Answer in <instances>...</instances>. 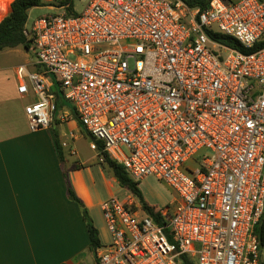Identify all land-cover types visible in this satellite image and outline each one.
Listing matches in <instances>:
<instances>
[{"label": "built area", "instance_id": "built-area-1", "mask_svg": "<svg viewBox=\"0 0 264 264\" xmlns=\"http://www.w3.org/2000/svg\"><path fill=\"white\" fill-rule=\"evenodd\" d=\"M36 70H17L30 130L55 120L56 90L91 149L140 183L155 176L179 198L149 213L130 198L101 204L111 235L97 264H264V0H92L27 27ZM72 119L70 115L61 120ZM74 131L62 148L75 141ZM126 148L127 151H124ZM76 151L71 150V155Z\"/></svg>", "mask_w": 264, "mask_h": 264}, {"label": "crops", "instance_id": "crops-1", "mask_svg": "<svg viewBox=\"0 0 264 264\" xmlns=\"http://www.w3.org/2000/svg\"><path fill=\"white\" fill-rule=\"evenodd\" d=\"M12 1L0 0V6H9L2 19ZM2 52L7 53L0 63V264H87L88 257L97 264L82 209L68 197L65 149L62 161L54 136L61 144L66 127L80 128L72 119L61 120L74 112L63 107L49 129L32 132L25 107L36 96L32 89L19 94L17 70L25 65L35 71V55L22 47Z\"/></svg>", "mask_w": 264, "mask_h": 264}, {"label": "rangeland", "instance_id": "rangeland-1", "mask_svg": "<svg viewBox=\"0 0 264 264\" xmlns=\"http://www.w3.org/2000/svg\"><path fill=\"white\" fill-rule=\"evenodd\" d=\"M45 1L46 4L52 2V0ZM91 1L75 0L74 10L76 14L83 13ZM1 6L0 19L5 15L9 7L3 3ZM63 12H65L64 8L53 6L52 4L49 6L35 7L29 11L27 27L31 28L33 22L38 18ZM6 53L0 52V63L5 62L4 57H6ZM29 56L32 60L33 55L29 53ZM65 109L73 111L74 106L72 103L67 102ZM71 114V122H77L75 115L73 113ZM71 131H74L76 139L75 141L70 140V148H65V156L67 158L64 166L67 177L73 190L88 210L94 226L98 229L102 246H109L111 243V235L101 210V204L112 198H117L121 201H128L130 198H133L137 203H140L141 200L134 196L127 188H123L118 184L111 169L101 161L98 151L91 149V144L94 140L81 126L76 130L71 127H66L62 133L64 141H69ZM123 149L127 151L126 148ZM71 150L76 151V154L71 155ZM139 189L144 201L156 209H163L166 205L175 203L179 198L174 189L155 176H149L141 181L139 183ZM262 259L264 261V248ZM92 260L91 257H88L86 263L92 264Z\"/></svg>", "mask_w": 264, "mask_h": 264}, {"label": "trees", "instance_id": "trees-1", "mask_svg": "<svg viewBox=\"0 0 264 264\" xmlns=\"http://www.w3.org/2000/svg\"><path fill=\"white\" fill-rule=\"evenodd\" d=\"M185 1L188 2L191 6L200 7L201 9L207 7L211 2V0H185ZM224 1L226 3H229V2H233L234 0H224ZM74 2L75 0H52L50 4H52L53 6L64 8L67 14L74 15L76 14L74 10ZM50 4H46L45 0H13L11 3L9 14L0 21V52L9 49H16L19 47H22L25 50L29 51L31 47V41L28 39L25 33V31L27 30V23L29 20V11L35 7H42L45 5L49 6ZM216 39L222 42L223 44L242 50L245 53H252L264 47V39L260 40L253 48L250 49L243 48V46H241L239 42H237L234 38L231 37L218 35ZM55 93H56L55 114H57L61 108L66 106V101L59 89H57ZM78 124L79 126H81L79 121ZM54 136L56 138V145L60 153V158L63 161L64 159L62 152L63 148L59 142L57 133H54ZM98 146L100 150L99 157L101 161L111 169L113 176L118 182V184L123 188H127L134 196L140 198L141 202L144 204L147 211L153 214V209L147 206V203L144 201L142 197V193L139 189V183L131 179L128 171L125 169L123 165L111 159L107 152H103V144L101 142H98ZM67 184H68V188H67L68 197L71 201L77 203L81 207L84 219L87 223V229L89 233L91 247L93 251L96 252L97 249L102 246L99 231L94 226L88 210L84 207L81 199L78 198V196L76 195L69 181H67ZM255 232L259 238L261 247L264 248V218L261 220L260 224L256 227ZM182 261L183 264H195V262L188 255H183Z\"/></svg>", "mask_w": 264, "mask_h": 264}]
</instances>
